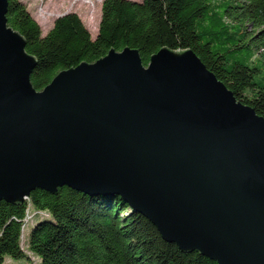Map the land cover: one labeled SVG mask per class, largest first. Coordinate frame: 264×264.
I'll return each mask as SVG.
<instances>
[{"label":"water","instance_id":"1","mask_svg":"<svg viewBox=\"0 0 264 264\" xmlns=\"http://www.w3.org/2000/svg\"><path fill=\"white\" fill-rule=\"evenodd\" d=\"M0 0V200L67 186L119 195L161 237L218 264H264V117L198 56L125 47L36 90Z\"/></svg>","mask_w":264,"mask_h":264},{"label":"trees","instance_id":"2","mask_svg":"<svg viewBox=\"0 0 264 264\" xmlns=\"http://www.w3.org/2000/svg\"><path fill=\"white\" fill-rule=\"evenodd\" d=\"M6 19L36 58L30 74L36 90L111 47L137 49L145 66L163 46L189 48L238 101L264 117V0H103L95 38L74 12L56 17L42 35L20 0H8ZM27 210L51 215L28 234L27 252L37 264H218L165 241L121 196L67 186L55 193L34 189L19 203L0 200V264L6 257L30 260L21 244Z\"/></svg>","mask_w":264,"mask_h":264},{"label":"rangeland","instance_id":"3","mask_svg":"<svg viewBox=\"0 0 264 264\" xmlns=\"http://www.w3.org/2000/svg\"><path fill=\"white\" fill-rule=\"evenodd\" d=\"M26 5L27 10L32 17L37 21L41 28L42 35L52 27L53 21L59 15L68 12L76 13L85 27L90 32L92 38H95L101 14V3L103 0H20ZM141 1V0H134ZM51 215L48 212L43 214L33 215L28 220L27 225L21 232V244L27 252V239L32 226L40 220L50 219ZM26 223V222H25ZM28 253V252H27ZM30 260L26 258L12 259L6 257L3 264H37L38 257L28 253Z\"/></svg>","mask_w":264,"mask_h":264},{"label":"built area","instance_id":"4","mask_svg":"<svg viewBox=\"0 0 264 264\" xmlns=\"http://www.w3.org/2000/svg\"><path fill=\"white\" fill-rule=\"evenodd\" d=\"M27 213H34V215L37 216L38 214L43 213V212L42 211L27 210L25 216L27 215ZM22 222H23V224H22V230H23V228L25 227V217L23 218Z\"/></svg>","mask_w":264,"mask_h":264},{"label":"bare ground","instance_id":"5","mask_svg":"<svg viewBox=\"0 0 264 264\" xmlns=\"http://www.w3.org/2000/svg\"><path fill=\"white\" fill-rule=\"evenodd\" d=\"M40 214H42V213H40ZM34 215V213H27V215L25 216V226L27 225V222H28V220L31 218V216H33Z\"/></svg>","mask_w":264,"mask_h":264},{"label":"crops","instance_id":"6","mask_svg":"<svg viewBox=\"0 0 264 264\" xmlns=\"http://www.w3.org/2000/svg\"><path fill=\"white\" fill-rule=\"evenodd\" d=\"M6 260H4V262H5Z\"/></svg>","mask_w":264,"mask_h":264}]
</instances>
